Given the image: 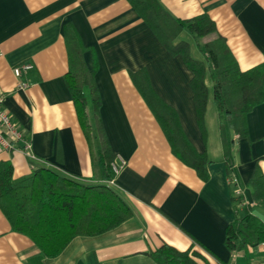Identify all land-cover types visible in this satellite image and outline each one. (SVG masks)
I'll return each instance as SVG.
<instances>
[{"label": "crops", "instance_id": "obj_1", "mask_svg": "<svg viewBox=\"0 0 264 264\" xmlns=\"http://www.w3.org/2000/svg\"><path fill=\"white\" fill-rule=\"evenodd\" d=\"M158 2L174 18L206 13L214 22L215 31L205 37L188 30L178 35L194 59L204 60L203 44L219 36L240 70L263 62L264 0ZM65 24L84 46L104 135L115 157L125 162L108 185L131 217L98 235L72 236L57 256L48 257L29 237L13 231L0 210V264H157L150 253L163 245L187 251L196 264H264V243L239 252L224 244L226 226L236 217L252 213L264 221V205L254 201L249 185L255 167L264 175V101L248 112L247 135L238 137L218 116L207 72L201 129L189 85L192 71L180 54L162 45L128 0H0V92L22 137L13 148H0V160L11 163L13 176L48 168L84 184L97 183L91 152L99 143L95 134L91 142L86 139L65 81ZM23 62L33 68L16 77L12 69ZM140 71L174 108L194 148L206 154L207 179L172 153L134 84ZM83 90L92 119L89 89Z\"/></svg>", "mask_w": 264, "mask_h": 264}, {"label": "trees", "instance_id": "obj_2", "mask_svg": "<svg viewBox=\"0 0 264 264\" xmlns=\"http://www.w3.org/2000/svg\"><path fill=\"white\" fill-rule=\"evenodd\" d=\"M137 14L148 24L164 47L180 54L193 75L189 81L196 118L203 129L208 99L206 73L212 80V97L219 118L238 136L247 135L246 115L264 101V60L242 71L223 38L217 36L203 44L205 59H194L186 41L177 40L183 30L197 37L215 31V24L206 14L191 20L172 17L158 0H128ZM68 70L65 81L70 90L78 121L86 139L97 137L99 146L91 152L95 184H84L62 176L48 168L34 169L14 177L9 161L0 160V210L13 231L29 237L45 256H57L66 241L77 235L94 236L104 233L131 217V211L108 183L116 176L112 164L115 154L104 135L99 118L100 99L93 80V70L84 62V46L70 24H65ZM133 81L144 101L163 130L172 153L205 180L208 159L198 152L184 134L174 108L162 101L152 90L147 75L140 71ZM84 87L92 102V119L87 111ZM222 130H224L222 125ZM94 132V133H93ZM228 145L224 142V155ZM231 179V169L228 167ZM252 197L264 205V175L257 167L249 179ZM264 243V221L249 213L236 217L226 226L224 244L231 252L245 251L248 246ZM157 264H196L187 251L163 245L150 253Z\"/></svg>", "mask_w": 264, "mask_h": 264}, {"label": "built area", "instance_id": "obj_3", "mask_svg": "<svg viewBox=\"0 0 264 264\" xmlns=\"http://www.w3.org/2000/svg\"><path fill=\"white\" fill-rule=\"evenodd\" d=\"M33 68V65L29 62H23L13 67V74L18 77L22 72H26ZM20 87L27 86L26 83L19 85ZM4 95L0 92V148L9 150L13 148V142L21 140V133L17 129V124L10 114L5 110L3 106ZM28 144H25L24 148H28ZM125 162L120 157H115V162L112 164V168L117 174L124 166Z\"/></svg>", "mask_w": 264, "mask_h": 264}]
</instances>
